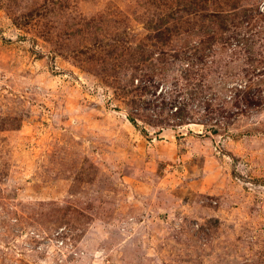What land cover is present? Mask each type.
<instances>
[{"label":"rangeland","instance_id":"374dc122","mask_svg":"<svg viewBox=\"0 0 264 264\" xmlns=\"http://www.w3.org/2000/svg\"><path fill=\"white\" fill-rule=\"evenodd\" d=\"M0 264H264V0H0Z\"/></svg>","mask_w":264,"mask_h":264},{"label":"trees","instance_id":"16d2710c","mask_svg":"<svg viewBox=\"0 0 264 264\" xmlns=\"http://www.w3.org/2000/svg\"><path fill=\"white\" fill-rule=\"evenodd\" d=\"M244 87L245 85L241 86V88ZM193 91V90H192ZM200 90L198 91H193V93H189V98L188 100L191 101L197 94L199 93ZM166 93V92H165ZM166 94H171V93H166ZM201 95V94H200ZM236 95V93L234 94ZM254 94L252 96H249V93L246 94V96H243L242 98V104H245L247 107L248 106H253V107H261L262 104L261 102H256V99L254 100ZM237 97V95H236ZM175 98V97H174ZM170 99L169 97H166L165 94H162V89L154 95V99L156 101L154 102H159V105H156L154 102L152 104V108H150V112L147 113V118L151 122V126L154 127H161V125L164 126H182V125H187V124H192L195 123L190 119L189 112L191 111L190 105L187 101L184 100V98L180 97V101H177L176 98ZM201 99V97H200ZM223 99L222 97H218L214 95V97H211L209 99H206L204 101V106H206V109L208 113H211V106L214 102L220 101ZM228 100H231V98H227ZM224 100V99H223ZM141 115L140 111L138 109H135L132 113H129L127 115V120L129 123H131L135 128H138L139 121ZM158 124V125H157ZM145 132V131H142Z\"/></svg>","mask_w":264,"mask_h":264},{"label":"built area","instance_id":"2783aa9c","mask_svg":"<svg viewBox=\"0 0 264 264\" xmlns=\"http://www.w3.org/2000/svg\"><path fill=\"white\" fill-rule=\"evenodd\" d=\"M60 232H61V230H58L55 233L53 240H48L47 242L44 241V243L42 245H39L37 247V249L38 250L45 249L47 251H50V249H48L50 245H53L58 250L65 248L64 240L61 237H59L60 236ZM31 234H32V236H34L36 238H38V236H39V235H35L34 233H31Z\"/></svg>","mask_w":264,"mask_h":264}]
</instances>
